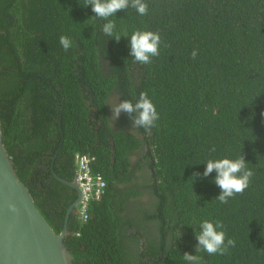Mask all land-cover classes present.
Returning <instances> with one entry per match:
<instances>
[{"label": "trees", "instance_id": "1", "mask_svg": "<svg viewBox=\"0 0 264 264\" xmlns=\"http://www.w3.org/2000/svg\"><path fill=\"white\" fill-rule=\"evenodd\" d=\"M143 2L147 15L129 7L113 19L122 35L159 33L148 64L134 61L130 37L102 32L85 0H0V122L17 175L60 234L78 195L51 182L52 159L75 182L77 156L94 158L107 189L87 220L70 217L75 264H184L202 219L221 221L235 241L203 264H264V0ZM141 93L159 114L153 126L112 118ZM242 155L249 187L221 204L216 173L196 174L207 159Z\"/></svg>", "mask_w": 264, "mask_h": 264}, {"label": "clouds", "instance_id": "2", "mask_svg": "<svg viewBox=\"0 0 264 264\" xmlns=\"http://www.w3.org/2000/svg\"><path fill=\"white\" fill-rule=\"evenodd\" d=\"M84 8H91L95 13V19L104 21L102 32L119 41L122 37H130L131 56L134 61L148 64L153 57L158 56L161 37L159 33L152 31H134L130 36L117 31V25L113 18H118L117 13L121 10L134 8L140 16L148 14V5L143 0H85ZM60 44L64 50H68L72 45V40L61 36ZM195 55V53L193 54ZM112 118L118 120L121 113L134 114V125L145 129L153 126L159 119V114L152 100L147 93H141L139 98L133 103L131 100H124L112 108ZM216 149L212 148L211 152ZM205 170L200 175L209 177L216 173L213 182L221 189V195L217 198L221 204H227L229 198H234L236 194L243 193L249 187L253 171L248 167L245 157L238 158H210L204 163ZM196 175L194 176L196 179ZM223 223L219 220L202 219L196 222L195 234L198 246L195 249L197 254L184 253L182 259L184 264H203L206 253L209 257L224 255L229 248L235 247V241L226 240V233L223 230Z\"/></svg>", "mask_w": 264, "mask_h": 264}, {"label": "water", "instance_id": "3", "mask_svg": "<svg viewBox=\"0 0 264 264\" xmlns=\"http://www.w3.org/2000/svg\"><path fill=\"white\" fill-rule=\"evenodd\" d=\"M0 122V264H75L65 244L67 228L58 234L39 210L29 187L20 180L4 141ZM58 180L77 190L75 182Z\"/></svg>", "mask_w": 264, "mask_h": 264}, {"label": "built area", "instance_id": "4", "mask_svg": "<svg viewBox=\"0 0 264 264\" xmlns=\"http://www.w3.org/2000/svg\"><path fill=\"white\" fill-rule=\"evenodd\" d=\"M94 158L89 155H78L77 177L82 196L78 206L79 214L83 220L88 219V209L91 202L101 199L106 194L107 184L101 176H96L92 171Z\"/></svg>", "mask_w": 264, "mask_h": 264}, {"label": "flooded vegetation", "instance_id": "5", "mask_svg": "<svg viewBox=\"0 0 264 264\" xmlns=\"http://www.w3.org/2000/svg\"><path fill=\"white\" fill-rule=\"evenodd\" d=\"M54 159H55V157L52 159V163H51V167L48 169V170H50L49 171V173H48V177H49V179H51L52 181L51 182H54L55 183V180L57 181V182H59V183H61L59 180H58V178H57V176L58 177H60L58 174H57V172L55 171V169H54ZM61 178V177H60ZM63 179V178H62ZM65 180V179H64ZM46 182V181H45ZM62 185H65V184H63V183H61ZM37 185H38V189H44L43 188V182L41 181V179H40V182H38L37 183ZM65 186H67V185H65ZM68 187H70V186H68ZM72 188V187H71ZM37 189V190H38ZM75 190V189H74ZM77 191V190H76ZM77 195H78V192H77ZM77 198H78V196H77ZM77 200V199H76ZM76 200H75V202H76ZM40 202L42 203V204H45V208L46 209H50V208H52V210H50V211H52L53 213H55V212H57V213H59V212H61L60 210H58L57 208H54V206H52L51 204H50V201H48V202H46V199L45 198H40ZM74 202V203H75ZM74 203L72 204V205H70L68 208H67V210H66V214H65V218H64V220H65V226H64V228H67V230H68V223H69V220H70V217L74 214H77L78 213V207H74L73 208V205H74ZM52 216L55 218V214H52ZM55 221H59V218H56L55 219ZM64 230V229H63ZM62 230V231H63ZM69 233V231L67 232V234Z\"/></svg>", "mask_w": 264, "mask_h": 264}]
</instances>
